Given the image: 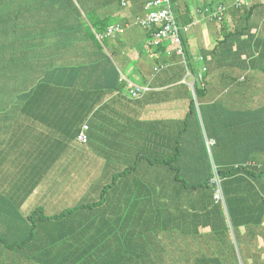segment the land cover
Masks as SVG:
<instances>
[{
  "label": "trees",
  "instance_id": "obj_1",
  "mask_svg": "<svg viewBox=\"0 0 264 264\" xmlns=\"http://www.w3.org/2000/svg\"><path fill=\"white\" fill-rule=\"evenodd\" d=\"M31 1L0 0V107H2L0 110V213L2 214L0 216V264L3 261L14 264H168L166 259L169 256L175 258L171 264H181L180 260L183 264H252L248 256L239 258L234 254L229 227L221 232L218 230L215 240L207 239L204 236L205 233H202L201 237L199 235L195 243L184 242V244L176 238L180 254H174L165 245V256H154L153 250L156 246L148 245L150 238L138 235L139 233L135 230L141 223L133 227L130 222H127L124 203H134V200L138 198L135 195L131 198L124 196L122 203H114L113 208H106L104 200L107 199L110 189H116L118 185H121L123 189L119 187V190L121 192L123 190V194L130 195L125 182L134 174L135 177L138 176L150 165L161 166L165 169L164 172L174 174L172 182L174 185L178 183L182 195L185 191L204 185L205 182H194L179 171L177 163L181 153L179 142L181 135L177 142L175 139L173 148H165V152L151 154V151L139 149L129 165L109 161L115 172L109 167L105 170L108 173L106 175L104 171L97 169L95 180H92L94 176L90 173L89 182L85 183V187L92 181V190H98L101 201L91 203L88 209L82 203L87 200L85 197L80 203L67 204L55 213L45 212L41 205L24 210V202L29 199L39 184L44 185L51 177L58 181L59 177L56 176L66 167L62 164L75 149V134L81 130L73 116V108L60 109L55 102H43L42 92L39 96H33L39 88L34 86L28 89L34 81L22 78L27 70H22L21 73L20 66L23 61L28 62L26 59H21L22 54L27 50L32 54L43 53L45 49L49 52V48L55 43V38L49 37L45 31H39L37 28L41 24L44 26L46 17L50 19L58 16L63 10L62 19L67 23V31L66 34H57L59 41L66 42L67 33L75 31L81 37L84 36V39H90V48L94 45V48L104 49L119 45L117 41H113L114 38L127 34L126 27H122V29L125 28L123 30L113 24L107 27L106 24L97 20L96 11L100 6H111L113 0H42L40 3L36 2L32 8ZM179 1L170 0L171 5L174 6L172 9H174L173 13L183 43L173 42L172 38H168L170 40L167 42L174 43L175 53L184 60L183 70L189 73L197 98L206 100L210 104L213 101L218 104V107L222 104L226 108L228 102L218 95L229 89L231 84L229 72H233V68L240 75L231 85V87L239 88L238 96L234 97L236 100L232 101V105L239 108L255 99L251 90L258 91L257 96L260 99L258 101L263 104L264 0H199L198 5L202 8L198 9V13L205 16L201 20L192 19L190 22L181 20L180 15L183 12L179 14ZM49 2L51 5L45 6ZM161 8L162 6L158 5L153 8V11ZM11 9L19 13L16 20L25 18V22L32 25L34 31H31L32 34L28 38H23V35L17 38L22 33L18 27L12 28L16 30L9 34L11 29L8 21L11 22L10 19L13 16L7 15L10 14ZM229 13H232L234 17L228 25ZM202 23L206 29V39L209 40L208 47L202 49L205 54L202 57L213 55L217 58L215 59L217 64L212 65V68L209 65L206 72L196 69L188 45L189 33ZM151 30L148 33L151 36L150 43L157 31H154V28ZM86 40L85 45L88 44ZM167 42L164 41L159 45L151 43V46H162ZM180 47H183V54L179 53ZM77 53L79 51H76ZM42 61L47 66V59ZM106 61L110 62L109 56ZM30 64L36 67L35 64ZM97 66L101 68L99 83L106 85L110 82L112 85L115 81L116 84L120 81L122 73L119 64H112L109 68L103 63ZM85 68L83 64L72 66L67 73L62 74L64 77L58 78L59 84L63 86L62 98L67 99L71 92L68 87L75 86V79L70 77H76V75L79 77L83 71H86ZM109 74H111L110 77H108ZM8 80L13 83L8 85ZM133 85L134 89H141L139 97L148 91L142 88L146 86ZM25 89L26 91H23ZM214 90H217L218 95ZM122 92L123 95L132 98L129 83L121 89ZM69 105L73 106V103ZM92 106H95L94 102ZM190 110L188 115L194 117L195 112L197 118L195 105L193 108L191 105ZM208 111L216 114L217 119H221L226 109L211 108ZM236 116L235 113V117L231 118ZM255 121L260 125L261 133L254 138L264 139V117L260 115V112L252 122L247 121L246 125L256 124ZM251 128L252 131L255 130L254 127ZM215 143H211V148L215 146L213 145ZM262 146L263 152L264 144ZM262 152L259 151L256 158H253L256 155L254 152L251 157L246 158L248 161L243 160L240 163L241 159L237 160L238 162L232 161V156H227L226 159L229 162L225 161L222 165L214 161L217 166L215 170L210 169V175L205 184L211 188L213 200L216 203H223V200L216 198L218 187L212 184V179L218 176L223 199L231 198L235 190L232 189L235 182L233 178L237 176V173L243 172L245 176L250 174L252 177L264 176V156L260 154ZM69 167L77 168L74 161ZM70 177L74 178L75 175ZM227 184H229L228 188ZM57 189L65 195L73 190L77 192L78 180H75L72 187H68L67 183H59ZM180 200L175 190L172 203ZM39 203L44 202L39 201ZM261 204L264 205V203ZM260 216L261 214L256 218L251 216L252 219L249 218L248 221L257 220L256 224H259ZM218 220L214 217L211 221L216 223ZM262 220H264V214L261 217V224ZM150 223V221L143 223L142 230ZM261 252L264 255V236ZM263 255L260 256V264H264ZM255 264H258V260Z\"/></svg>",
  "mask_w": 264,
  "mask_h": 264
},
{
  "label": "crops",
  "instance_id": "obj_2",
  "mask_svg": "<svg viewBox=\"0 0 264 264\" xmlns=\"http://www.w3.org/2000/svg\"><path fill=\"white\" fill-rule=\"evenodd\" d=\"M121 1L113 0L111 6H100L96 11L97 20L106 26L113 24L126 27L127 34L113 40L119 45L104 49H97L92 45L90 48V39H84V36L81 37L75 31L67 33L66 42L59 41L57 34H66L67 31V23L62 19V10V14L58 16L50 19L46 17L44 26L41 24L37 28L39 31H45L49 37L55 38L49 52L45 49L43 53L32 54L27 50L22 54L21 59L28 61H23L20 66L21 73L22 70L28 72H25L22 78L34 81L30 82L28 89L34 86L39 88L33 96H39L42 92L43 102H55L60 109L73 108V116L78 121L80 129L85 124L89 126L86 142L79 141L80 130L76 132V147L62 164L66 167L57 174L58 181L51 177L44 185L39 184L24 202V210L41 205L45 212L55 213L67 204L80 203L85 197L87 200L82 203L88 209L91 203L101 201L98 190H92V181L85 187V183L89 182L90 173L94 176L92 180L97 177V169L108 175L105 171L107 168L110 167L114 171L113 165L109 163L112 160L120 165H129L139 149L150 152L154 148L155 153L165 152V148H173L174 141L176 139L177 142L179 135L181 153L177 165L179 171L194 182L206 183L210 169L215 170L217 166L214 161L222 165L225 161L229 162L227 156H232V161L238 162L237 160L241 159L240 163L251 157L254 152L256 155L253 158H256L259 151L263 150L264 139L254 138L261 133L260 125L256 121L254 122L256 124L246 125L247 121L252 122L256 118L258 112L264 117V103L260 104L258 101L260 100L257 96L258 91L251 90L255 99L239 108L234 107L232 101L236 100L234 97L238 96L239 88L231 85L233 80L238 79L240 73L232 68L233 72H229L231 79L229 89L219 95L217 90H214L228 102L226 108L222 104L218 107L213 101L210 104L206 100L198 99L189 73L183 70L184 60L175 53V45L167 42L162 46H151L149 29L136 21L146 13L144 7L150 0H124L126 2L124 6L121 5ZM198 1H179V14L183 12L180 15L183 22L204 18L205 14L198 13V9L202 8ZM9 13L7 16H13L12 21H15L16 27L22 31L23 38H28L31 31H34L32 25H28L25 18L16 21L19 15L17 10L11 9ZM227 17L230 21L234 15L229 13ZM205 30L204 23L193 29L188 35V45L192 61L194 59L202 61L196 69L206 72L209 65L212 68V65L217 64V60L215 61L217 58L213 55L202 57L205 56L203 47L209 45ZM85 40L88 42L87 45ZM76 51L79 53L76 54ZM108 56L110 62L106 61ZM45 58L47 66L42 61ZM99 63L105 64L107 68L112 67V64H119L122 73L120 81L117 84L115 81L112 85L110 82L106 85L99 83L101 71L97 66ZM78 64L85 65L86 71L79 77L77 75L70 77L75 79L76 83L73 88L68 87L71 92L68 98L64 99L61 96L63 86L59 84L58 78L67 73L70 67ZM110 76L111 74L108 77ZM20 81L23 82L21 79ZM130 82L148 86L149 89L138 98L123 95L121 89ZM91 102H94L95 106H92ZM69 103H73V106ZM191 105L192 108L195 105L197 118L195 112L194 117L188 115ZM211 108L226 109L224 117L222 114L221 119H217L216 114L208 111ZM235 113L238 117L231 118L235 117ZM251 127L255 130L252 131ZM211 140L216 142L213 148ZM262 153L260 154L264 156V151ZM72 161L77 168L69 167ZM164 170L161 166L150 165L138 176L135 177L134 174L125 182L130 195L119 190V187L123 189L121 185L116 189H110L107 199L104 200L106 208H113L114 203H122L124 196L131 198L135 195L138 199H135L134 203H124L123 206L127 222L133 227L141 223L135 230L138 235L150 238L148 245L156 246L153 250L154 256H165V245L174 254H180L176 238L179 242L195 243L198 236L201 237V234L205 233L207 239L215 240L218 230L221 232L229 227L234 254L239 258L246 255L250 263L255 264L258 260L260 264L264 236V220L261 224V217L264 214V205L261 204L264 203V176L252 177L250 174L245 176L243 172L237 173L233 178L235 182L232 189L235 190L231 198L225 199L224 203H216L208 184L204 183L197 189L185 191L182 195L178 183L174 185L172 182L174 174ZM70 175L75 177L71 178ZM76 179L79 186L77 192L73 190L68 195L62 193L59 195L57 189L59 183H67L68 187H72ZM228 186L229 184L227 188ZM175 190L181 200L172 203ZM38 198L44 203H39ZM259 214H261L259 224H256L257 220L248 221L251 216L256 218ZM214 217L219 219L218 222L211 221ZM147 221L151 223L142 230V224H146ZM245 223L247 224L244 225ZM174 259L169 256L166 261L171 264ZM180 261L183 264L182 260ZM1 264L14 263L3 261Z\"/></svg>",
  "mask_w": 264,
  "mask_h": 264
},
{
  "label": "built area",
  "instance_id": "obj_3",
  "mask_svg": "<svg viewBox=\"0 0 264 264\" xmlns=\"http://www.w3.org/2000/svg\"><path fill=\"white\" fill-rule=\"evenodd\" d=\"M162 6V8L158 11H151L150 13L147 14L146 17L142 18L140 20V23L142 24L143 27H147L149 30L154 28V31L158 28L160 30L155 31L154 34V39L151 40V43L159 45L164 41L170 40L168 38H172L171 40L174 42H182V39L179 35V28L177 26L176 18L173 13L172 5L170 0H158V2L151 3L150 6L156 7V6ZM123 30V29H120ZM152 34V33H151ZM179 53L183 54V47H180ZM129 86L131 88V95L132 97H139L138 94L141 89H134L135 87L132 83H129ZM143 89H149L147 86L142 87ZM88 129V126L84 127V130L82 133L79 135V140L80 141H86V134L85 131ZM218 175V174H216ZM212 184L215 186L217 185L218 190H217V195L216 198L218 200L223 199L222 195V190L220 186V179L217 176L216 178L212 179Z\"/></svg>",
  "mask_w": 264,
  "mask_h": 264
},
{
  "label": "rangeland",
  "instance_id": "obj_4",
  "mask_svg": "<svg viewBox=\"0 0 264 264\" xmlns=\"http://www.w3.org/2000/svg\"><path fill=\"white\" fill-rule=\"evenodd\" d=\"M26 1H29V0H26ZM40 1H42V0H32L31 2L33 3L32 5H31V8L33 7V5L37 2V3H40ZM221 1H225V0H221ZM48 5H51V2H49V3H47L45 6H48ZM44 6V7H45ZM92 17V16H91ZM233 19V18H232ZM232 19L230 20V21H228L227 22V24L229 25L230 23H231V21H232ZM11 20V22H9L8 21V26H9V28L11 29V31L9 32V34H11L12 32H14L16 29H13L12 30V28H15L16 27V23H15V21H12V19H10ZM16 21H19V20H16ZM243 23H244V21H243ZM32 34V32L30 33V35ZM22 37V33L17 37V38H21ZM195 60V61H194ZM192 62H193V64H194V66L196 67V68H198V66H200L201 64H202V61H197L196 59H194ZM13 82H10L9 80L7 81V84L8 85H10V84H12ZM0 110H2V107H0ZM151 154H156L155 153V149L153 148L152 149V151H151ZM59 192V195H61V192L60 191H58Z\"/></svg>",
  "mask_w": 264,
  "mask_h": 264
},
{
  "label": "clouds",
  "instance_id": "obj_5",
  "mask_svg": "<svg viewBox=\"0 0 264 264\" xmlns=\"http://www.w3.org/2000/svg\"><path fill=\"white\" fill-rule=\"evenodd\" d=\"M156 2V0H151L149 3L147 2L146 3V5H145V10H146V13L143 15V16H140V17H138L137 18V20L136 21H139V23H140V20L142 19V18H144V17H146L147 16V14L148 13H150L151 11H153V8L154 7H152V6H150V4L151 3H155ZM126 4V2L124 1V0H122L121 1V5L122 6H124ZM141 24V23H140ZM142 25V24H141ZM149 44L151 45V43H150V41H149ZM174 44V43H173ZM148 87V86H147ZM149 88V87H148ZM133 98V97H132ZM85 126H88L87 124H85L84 126H82V128H81V130H80V132H79V134H78V140H79V135L82 133V131L84 130V127ZM88 128H89V126H88ZM88 131V129L85 131V134H86V132ZM86 138H87V135H86ZM87 140V139H86ZM80 141V140H79ZM82 142H86V141H82ZM214 141L213 140H211V143H213Z\"/></svg>",
  "mask_w": 264,
  "mask_h": 264
},
{
  "label": "bare ground",
  "instance_id": "obj_6",
  "mask_svg": "<svg viewBox=\"0 0 264 264\" xmlns=\"http://www.w3.org/2000/svg\"><path fill=\"white\" fill-rule=\"evenodd\" d=\"M127 1H128V0H127ZM239 3H240V2H239ZM125 5H126V4H125ZM242 5H243V4H242ZM242 5H241V6H242ZM219 6H220V5H219ZM238 6H239V5H238ZM172 7H174V6L172 5ZM229 7H230V6H229ZM232 7H233V6H232ZM235 7H236V6H235ZM159 8H160V7H159ZM241 8H242V7H241ZM237 9H238V8H237ZM173 10H174V9H173ZM227 10H229V9H227ZM230 10H231V9H230ZM230 10H229V11H230ZM232 10H235V9H232ZM217 11H218V10H217ZM223 11H224V10H223ZM236 11H237V10H236ZM219 14H220V13H219ZM215 17H216V16H215ZM214 20H216V19H214ZM220 21H221V19H220ZM219 23H220V22H219ZM136 24H137V23H136ZM122 25H123V24H122ZM122 25H121V26H122ZM185 25H186V24H185ZM141 26H142V25H141ZM121 29H122V27H121ZM123 29H125V28H123ZM146 29H147V27H146ZM146 29H145V30H146ZM159 29H160V28H159ZM182 29H183V28H182ZM226 29H227V28H226ZM156 30H158V29H156ZM185 30H186V29H185ZM151 31H152V30H150V32H151ZM180 31H181V30H180ZM186 31H187V30H186ZM150 32H149V33H150ZM121 33H123V32H121ZM153 34H154V33H153ZM179 34H180V33H179ZM152 36H153V35H152ZM149 37H151V36H149ZM220 38H221V36H220ZM220 41H221V40H220ZM166 42H167V41H166ZM182 43H183V42H182ZM242 77H243V76H242ZM217 173H218V172H217ZM218 175H219V174H218Z\"/></svg>",
  "mask_w": 264,
  "mask_h": 264
}]
</instances>
